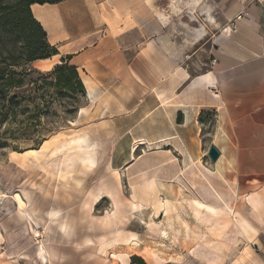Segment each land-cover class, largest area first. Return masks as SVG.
I'll return each instance as SVG.
<instances>
[{
  "label": "rangeland",
  "instance_id": "obj_1",
  "mask_svg": "<svg viewBox=\"0 0 264 264\" xmlns=\"http://www.w3.org/2000/svg\"><path fill=\"white\" fill-rule=\"evenodd\" d=\"M191 2L174 0L173 38L201 75L214 62L206 37L193 39L192 33L209 19L207 8ZM15 70L29 74L21 75L20 87L8 88L10 101L1 106L0 264H237L233 239L239 227L251 230L241 218L237 183L212 178L204 168L179 174L183 160L165 143L150 155V146L138 145L137 159L124 165L135 144L113 132L129 122L109 123L104 106L114 95L96 102L99 96L90 98L85 87L60 91L49 84L56 77L47 73L51 69H39L35 61ZM201 118L204 135L211 136L217 114ZM86 143L95 167L81 162ZM159 197L165 206L157 205ZM194 199L223 212H203L198 219ZM51 211L58 217H48Z\"/></svg>",
  "mask_w": 264,
  "mask_h": 264
},
{
  "label": "crops",
  "instance_id": "obj_2",
  "mask_svg": "<svg viewBox=\"0 0 264 264\" xmlns=\"http://www.w3.org/2000/svg\"><path fill=\"white\" fill-rule=\"evenodd\" d=\"M173 5L174 0L34 3L35 19L58 50L35 62L68 58L90 98L114 95L104 106L109 123L129 125L113 132L150 146L147 155L165 143L183 160L179 174L204 168L212 178L237 183L241 218L251 230L239 227L233 260L264 264V0H192L194 8H207L209 19L192 33L193 39L206 37L214 62L201 75L177 48L172 15L179 8ZM207 112L218 117L211 136L204 135L201 118ZM212 144L221 152L217 162L208 157ZM134 146L124 165L139 156Z\"/></svg>",
  "mask_w": 264,
  "mask_h": 264
},
{
  "label": "trees",
  "instance_id": "obj_3",
  "mask_svg": "<svg viewBox=\"0 0 264 264\" xmlns=\"http://www.w3.org/2000/svg\"><path fill=\"white\" fill-rule=\"evenodd\" d=\"M52 2L55 0H0V117L4 115L2 107L10 101L7 98L8 88L20 87L24 82L21 75L29 74L26 71L17 72L15 68L58 53L57 48L48 42L45 30L31 10L34 3ZM47 73L56 76L55 82L49 84L60 91L68 89L76 92L79 89L84 92L85 86L78 69L69 64L68 58H63ZM17 97L18 94L14 96Z\"/></svg>",
  "mask_w": 264,
  "mask_h": 264
},
{
  "label": "bare ground",
  "instance_id": "obj_4",
  "mask_svg": "<svg viewBox=\"0 0 264 264\" xmlns=\"http://www.w3.org/2000/svg\"><path fill=\"white\" fill-rule=\"evenodd\" d=\"M47 60H48V58H47ZM53 62L52 61H50V62H48V61H45L44 60V62H42V61H38V62H35V66L37 67V68H40V69H43V70H49V69H52L53 68ZM90 86V85H89ZM85 111V109L84 108H81L80 109V114H82L83 112ZM81 116V115H80ZM80 140H82V138L80 139ZM73 141H76V140H70V143H72ZM79 141V140H78ZM82 141H85L84 139L82 140ZM69 142V141H68ZM68 144V143H67ZM142 144V143H141ZM81 146H83V145H81ZM70 147V146H69ZM137 150H138V146L137 145H135L134 146V148H133V153L134 154H136V152H137ZM84 151H86V152H84L83 153V155H82V158H81V162L83 163V164H85V165H87V166H90V167H95L96 166V159H95V157L90 153L91 151H92V149H91V146L88 144V143H86L85 144V150ZM256 180V179H255ZM254 180V181H255ZM161 183V182H160ZM163 185H164V183H163ZM151 187L154 189L155 187H154V185H151ZM158 201L159 202H157V205H159V206H165L166 204H167V202L168 201H164L162 198H158ZM192 201V200H191ZM193 202L195 203V210H194V214L198 217V219H199V217H201V215L200 214H203V212H205L207 215H209V216H217L218 214H220V213H222L223 212V210L222 209H220V208H217V207H215V206H212V205H210V204H208V203H205V202H203V201H200V200H198V199H194L193 200ZM257 203V202H256ZM252 204V203H251ZM47 215H48V217H51V218H54V217H58V212L57 211H51V212H47ZM208 216V217H209ZM181 218V217H180ZM40 219H43V218H40ZM56 219V218H55ZM183 219V218H182ZM59 220V219H58ZM184 220V219H183ZM210 220V219H209ZM50 221H52V220H50ZM185 221V220H184ZM183 221V222H184ZM55 223V222H54ZM181 223V222H180ZM185 223V222H184ZM184 223H182V224H184ZM186 224V228H188V224H187V222L185 223ZM63 227L65 226L64 224L62 225ZM242 226L243 227H249L247 224H245V223H242ZM64 230V229H63ZM67 231V230H66ZM163 233H166V231H164ZM136 242V241H135ZM134 244V243H133ZM114 254V253H113ZM116 254V253H115Z\"/></svg>",
  "mask_w": 264,
  "mask_h": 264
},
{
  "label": "water",
  "instance_id": "obj_5",
  "mask_svg": "<svg viewBox=\"0 0 264 264\" xmlns=\"http://www.w3.org/2000/svg\"><path fill=\"white\" fill-rule=\"evenodd\" d=\"M220 156V150L214 144H212L208 149V157L212 162H217Z\"/></svg>",
  "mask_w": 264,
  "mask_h": 264
},
{
  "label": "built area",
  "instance_id": "obj_6",
  "mask_svg": "<svg viewBox=\"0 0 264 264\" xmlns=\"http://www.w3.org/2000/svg\"><path fill=\"white\" fill-rule=\"evenodd\" d=\"M241 17V16H240Z\"/></svg>",
  "mask_w": 264,
  "mask_h": 264
}]
</instances>
